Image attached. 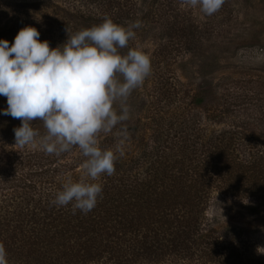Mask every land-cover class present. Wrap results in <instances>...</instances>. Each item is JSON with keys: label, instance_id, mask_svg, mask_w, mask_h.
I'll return each mask as SVG.
<instances>
[{"label": "trees", "instance_id": "1", "mask_svg": "<svg viewBox=\"0 0 264 264\" xmlns=\"http://www.w3.org/2000/svg\"><path fill=\"white\" fill-rule=\"evenodd\" d=\"M140 3L0 1V14L11 16L0 27V39L11 44L23 27L34 26L40 40L54 47L51 30L64 32L80 21L91 28L105 18L121 25L136 19ZM237 82L223 91L203 87L191 95L187 109L204 108V122L202 113L189 112L181 120L156 118L153 123L145 115L138 136L118 137L117 126L99 133L98 145L117 156L116 171L94 181L102 184L103 192L87 214L73 213L71 203H51L66 181L83 177L93 182L85 177L87 158L79 147L59 156L42 150L40 138L21 147L15 134L1 130L20 120L0 114V243L8 264H159L169 259L251 264L244 243L226 246L205 225L215 194L250 199L253 213L264 207V82L251 95L239 92ZM7 106V98L0 96V113ZM142 109L152 114L149 107ZM121 140L123 155L117 151Z\"/></svg>", "mask_w": 264, "mask_h": 264}, {"label": "clouds", "instance_id": "2", "mask_svg": "<svg viewBox=\"0 0 264 264\" xmlns=\"http://www.w3.org/2000/svg\"><path fill=\"white\" fill-rule=\"evenodd\" d=\"M225 0H181L182 5L197 7L211 16ZM140 20L127 27L110 18L91 28L71 33L67 41L53 48L34 26L23 27L10 44L0 39V96L7 98V108L0 114L22 120L14 129L16 144L21 147L36 142L38 131L31 122L43 121L47 132L39 145L47 154L59 156L78 146L87 159L85 177L66 181L51 201L57 207L72 205L87 214L103 192L96 183L99 177L115 173L117 156L98 145V134L110 133L130 118L127 99L150 75L151 60L142 50L128 46L140 28ZM122 77V80L119 79ZM120 101L119 114L114 102ZM126 136L127 129L116 133ZM122 143L117 151L123 155ZM5 246L0 243V264H8Z\"/></svg>", "mask_w": 264, "mask_h": 264}, {"label": "rangeland", "instance_id": "3", "mask_svg": "<svg viewBox=\"0 0 264 264\" xmlns=\"http://www.w3.org/2000/svg\"><path fill=\"white\" fill-rule=\"evenodd\" d=\"M0 1L12 4L19 0ZM74 6L81 4L76 2ZM135 13L136 19L125 20L121 25L127 27L140 20L141 27L134 29L136 36L120 52L126 54L131 48L142 50L149 56L152 70L143 85L134 89L127 99L130 118L116 127V132L127 129L123 137L141 134L145 115L152 122L156 118L181 120L179 118L189 112L196 116L202 113L200 120L204 122V108L187 109L188 99L200 88L214 87L223 91L234 87L233 81H239L235 85L239 92L251 95L259 91L260 83L264 82V0H225L220 10L211 16L198 7L182 5L181 0H141L140 5L135 6ZM10 18L5 13L0 14V27ZM82 29L85 27L80 21L69 31L74 34ZM49 33H54L53 48L69 38L66 30L55 32L53 29ZM145 106L152 109V114L140 110ZM114 108L119 114L120 101L114 102ZM157 109L161 112L155 117ZM21 125L22 120L1 130L12 136L14 129ZM31 126L39 133L36 139L47 131L39 119L32 121ZM136 127L139 131L133 133ZM253 205L250 199L237 200L215 194L209 203L205 225L213 227L214 234L226 246L244 243V252L251 264H264V207L262 213L261 209L253 213ZM159 264L199 263L169 259Z\"/></svg>", "mask_w": 264, "mask_h": 264}]
</instances>
